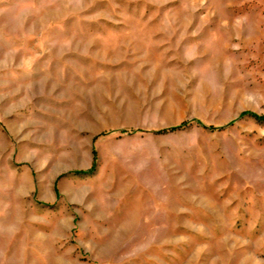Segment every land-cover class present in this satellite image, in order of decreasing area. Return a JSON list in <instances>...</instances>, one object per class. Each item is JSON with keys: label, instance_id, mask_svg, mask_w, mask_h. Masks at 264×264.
Wrapping results in <instances>:
<instances>
[{"label": "rangeland", "instance_id": "1", "mask_svg": "<svg viewBox=\"0 0 264 264\" xmlns=\"http://www.w3.org/2000/svg\"><path fill=\"white\" fill-rule=\"evenodd\" d=\"M0 264H264V0H0Z\"/></svg>", "mask_w": 264, "mask_h": 264}]
</instances>
